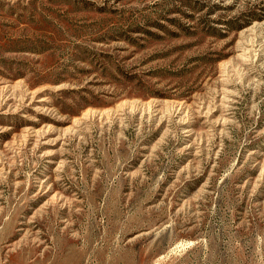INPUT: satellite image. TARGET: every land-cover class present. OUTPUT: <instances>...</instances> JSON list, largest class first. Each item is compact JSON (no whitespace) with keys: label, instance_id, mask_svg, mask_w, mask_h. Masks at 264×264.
Wrapping results in <instances>:
<instances>
[{"label":"rangeland","instance_id":"obj_1","mask_svg":"<svg viewBox=\"0 0 264 264\" xmlns=\"http://www.w3.org/2000/svg\"><path fill=\"white\" fill-rule=\"evenodd\" d=\"M0 264H264V0H0Z\"/></svg>","mask_w":264,"mask_h":264}]
</instances>
